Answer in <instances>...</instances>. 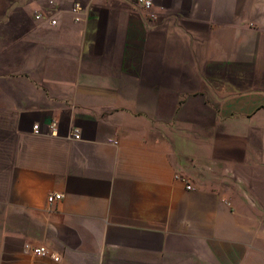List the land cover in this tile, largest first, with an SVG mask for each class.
I'll return each instance as SVG.
<instances>
[{"label": "crops", "instance_id": "1", "mask_svg": "<svg viewBox=\"0 0 264 264\" xmlns=\"http://www.w3.org/2000/svg\"><path fill=\"white\" fill-rule=\"evenodd\" d=\"M48 1L0 0V264H264V0Z\"/></svg>", "mask_w": 264, "mask_h": 264}, {"label": "built area", "instance_id": "2", "mask_svg": "<svg viewBox=\"0 0 264 264\" xmlns=\"http://www.w3.org/2000/svg\"><path fill=\"white\" fill-rule=\"evenodd\" d=\"M132 4L136 10L139 9V11L144 14L146 20L155 18L156 15H155V12L152 10L153 3L151 0H132ZM54 9L55 8L53 6V0H49L48 6H46L43 10L36 12L34 14V18L36 20L45 19L48 21L50 25H55L57 23V20L54 17L55 15ZM79 10H81V5L79 3H75L73 5L72 11L76 13ZM78 19H79L78 17H75V20H78ZM56 130H57L56 120H52L51 124L49 125V133L56 134ZM33 132L35 134H40V129H39L38 124L33 125ZM70 136L73 139H80L81 138L80 130L78 128H74L70 132ZM113 143H116V141H114ZM60 198H62L61 193H51L47 196V201L52 202L54 200H59ZM30 250L32 253L38 254V255H44L48 253L46 247L42 245L30 247Z\"/></svg>", "mask_w": 264, "mask_h": 264}]
</instances>
